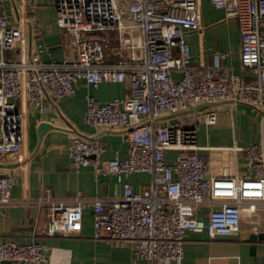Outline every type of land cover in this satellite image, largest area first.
I'll return each mask as SVG.
<instances>
[{
  "label": "built area",
  "instance_id": "built-area-1",
  "mask_svg": "<svg viewBox=\"0 0 264 264\" xmlns=\"http://www.w3.org/2000/svg\"><path fill=\"white\" fill-rule=\"evenodd\" d=\"M197 1L52 0L57 27L72 54L47 63L38 43L29 54L21 46L18 54L5 56L28 39L27 31L29 39L39 35L33 19L37 2L0 0V157L17 154L22 145L24 110L19 105L45 111L48 101L74 95L79 81L92 89L120 83L130 95L99 102L88 93L83 120L98 129H121L126 157L102 161L101 143L75 135L66 148L69 167H91L95 176L106 172L118 179L133 173L150 177L139 189L123 182L121 194L108 200H55L51 189L43 188L38 203L46 211V236H78L89 204L94 239L128 243L136 259L148 264H178L187 233L205 232L209 240L237 236L241 207L264 208V142L237 149L244 152L248 175L212 176L198 153L196 129L160 121L225 100L264 115V0H209L237 24L238 72L217 64L203 70L192 66L184 36L199 29ZM7 5L14 8L13 22ZM113 34L117 39L110 38ZM245 70L253 77L245 78ZM214 120V113L205 111V123ZM14 182L12 175L0 174V206L12 203ZM46 261L47 248L40 242L0 240V264Z\"/></svg>",
  "mask_w": 264,
  "mask_h": 264
},
{
  "label": "crops",
  "instance_id": "crops-1",
  "mask_svg": "<svg viewBox=\"0 0 264 264\" xmlns=\"http://www.w3.org/2000/svg\"><path fill=\"white\" fill-rule=\"evenodd\" d=\"M38 7V6H37ZM36 7V8H37ZM199 29L188 32L184 40L189 46L191 64L197 70L217 64L222 70H239V35L233 19H226L221 9L214 8L209 0L196 2ZM33 15L39 35L23 39L15 49L5 51L6 57H13L23 46L26 54L41 44V57L47 63H58L65 56H71V49L63 33L58 29L54 12L37 9ZM12 17L13 14L9 13ZM173 54L177 51L172 49ZM221 53H226L224 58ZM244 77H253L245 70ZM178 79L180 74L173 73ZM90 93L99 102H107L117 97L130 95L125 84L104 82L92 89L84 81H79L74 95L46 103L45 111L26 104L19 105L24 110V125L27 137L23 139L17 154L0 157V174L14 177L11 192L12 203L0 206V240L13 239L24 244L36 241L47 248L45 264H148L136 259L130 244L112 243L93 238L91 206L83 210L79 235L75 237H48L43 224L47 220L46 211L38 203L42 189L49 187L55 200L71 201L76 197L90 201L108 200L121 194V184L130 183L135 189L149 184L146 173H133L118 179L106 172L95 176L91 167L78 170L69 167L67 144L69 139L80 135L98 141L104 147L100 158L107 161L114 157L124 159L127 147L121 142V129H98L83 120L85 96ZM205 107L190 109L160 119L163 124L179 123L196 129V145L201 147L199 155L208 163L212 176L230 175L244 177L245 155L237 149L250 144L264 142V115L256 108L231 100L215 101ZM216 109L213 124L207 125L204 113L210 106ZM227 126L226 136L211 138L204 129ZM42 123L50 126L42 136L38 128ZM231 131V135H230ZM168 151L169 160L173 158ZM264 235V208L246 204L240 209V233L237 236L220 237L209 240L205 232L186 234L182 259L178 264H264V238L250 241L251 235ZM253 247V249H252ZM169 264H177L170 262Z\"/></svg>",
  "mask_w": 264,
  "mask_h": 264
},
{
  "label": "rangeland",
  "instance_id": "rangeland-1",
  "mask_svg": "<svg viewBox=\"0 0 264 264\" xmlns=\"http://www.w3.org/2000/svg\"><path fill=\"white\" fill-rule=\"evenodd\" d=\"M35 1L37 2V6H38L35 9V11H38L37 9H39V8L40 9H46L49 13L55 11L54 7L52 5V0H35ZM6 8H7L8 13H11V15L15 14L14 11H13L14 8L12 6L10 7L9 5H7ZM34 13H36V12H34ZM54 14H55V12H54ZM110 38L111 39H117V36L113 34V35H111ZM213 106L214 105L210 106L212 109H208V111H211V112L214 113L216 111V109L213 108ZM218 126L220 127L219 129H217V127L216 128L215 127H211V128H208V129H204V136L206 135V133L210 134L211 138H216L219 135H220V137H221V135L226 136L227 135L226 134V130H227L226 127L227 126L225 125V123L224 122L220 123ZM23 129H24V136L26 138L27 137V131H28L27 130L26 121H25V125H24ZM230 135H231V131H230ZM220 137H218V138H220ZM171 155L174 156L173 153H171Z\"/></svg>",
  "mask_w": 264,
  "mask_h": 264
},
{
  "label": "water",
  "instance_id": "water-1",
  "mask_svg": "<svg viewBox=\"0 0 264 264\" xmlns=\"http://www.w3.org/2000/svg\"><path fill=\"white\" fill-rule=\"evenodd\" d=\"M211 104H212L211 102L204 103V104L198 105L197 108L205 107V106H209V105H211ZM49 128H50V126H49L48 124H46V123H42V124L39 126V128H38L39 136H42V134H43L47 129H49ZM263 238H264L263 233H259V234H257V235H251V236L249 237V240L254 242V241H256V240H262ZM252 249H253V247H252Z\"/></svg>",
  "mask_w": 264,
  "mask_h": 264
}]
</instances>
